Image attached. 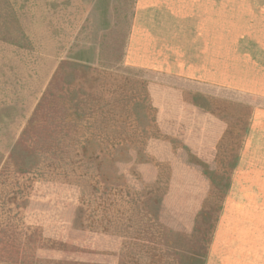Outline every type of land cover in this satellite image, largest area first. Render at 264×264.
Wrapping results in <instances>:
<instances>
[{
    "label": "rangeland",
    "instance_id": "rangeland-1",
    "mask_svg": "<svg viewBox=\"0 0 264 264\" xmlns=\"http://www.w3.org/2000/svg\"><path fill=\"white\" fill-rule=\"evenodd\" d=\"M134 4L0 0V264H264V98L157 105Z\"/></svg>",
    "mask_w": 264,
    "mask_h": 264
},
{
    "label": "crops",
    "instance_id": "crops-1",
    "mask_svg": "<svg viewBox=\"0 0 264 264\" xmlns=\"http://www.w3.org/2000/svg\"><path fill=\"white\" fill-rule=\"evenodd\" d=\"M125 58L157 76L151 88H160L161 80L174 83L156 104L169 106L184 122L211 114L184 102L183 91L264 98V0H135Z\"/></svg>",
    "mask_w": 264,
    "mask_h": 264
}]
</instances>
